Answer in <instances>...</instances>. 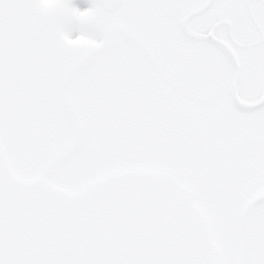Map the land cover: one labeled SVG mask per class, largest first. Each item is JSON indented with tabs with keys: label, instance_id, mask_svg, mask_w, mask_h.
Returning a JSON list of instances; mask_svg holds the SVG:
<instances>
[{
	"label": "snow or ice",
	"instance_id": "snow-or-ice-1",
	"mask_svg": "<svg viewBox=\"0 0 264 264\" xmlns=\"http://www.w3.org/2000/svg\"><path fill=\"white\" fill-rule=\"evenodd\" d=\"M0 0V264H264V0Z\"/></svg>",
	"mask_w": 264,
	"mask_h": 264
},
{
	"label": "rangeland",
	"instance_id": "rangeland-1",
	"mask_svg": "<svg viewBox=\"0 0 264 264\" xmlns=\"http://www.w3.org/2000/svg\"><path fill=\"white\" fill-rule=\"evenodd\" d=\"M88 3V2H87ZM90 5H91V3H90ZM91 7V6H90ZM81 10H85V9H87V8H89V7H87V6H82V7H79Z\"/></svg>",
	"mask_w": 264,
	"mask_h": 264
}]
</instances>
